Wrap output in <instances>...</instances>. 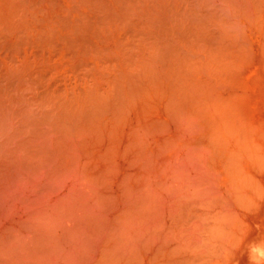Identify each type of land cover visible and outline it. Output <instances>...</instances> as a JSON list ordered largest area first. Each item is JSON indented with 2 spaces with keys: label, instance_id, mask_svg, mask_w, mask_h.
Wrapping results in <instances>:
<instances>
[{
  "label": "bare ground",
  "instance_id": "bare-ground-1",
  "mask_svg": "<svg viewBox=\"0 0 264 264\" xmlns=\"http://www.w3.org/2000/svg\"><path fill=\"white\" fill-rule=\"evenodd\" d=\"M264 0H0V264H264Z\"/></svg>",
  "mask_w": 264,
  "mask_h": 264
},
{
  "label": "clouds",
  "instance_id": "clouds-1",
  "mask_svg": "<svg viewBox=\"0 0 264 264\" xmlns=\"http://www.w3.org/2000/svg\"><path fill=\"white\" fill-rule=\"evenodd\" d=\"M251 251H252L253 255H258L260 257H264V251H261L256 247H253Z\"/></svg>",
  "mask_w": 264,
  "mask_h": 264
}]
</instances>
